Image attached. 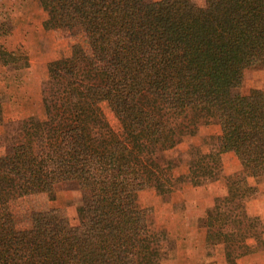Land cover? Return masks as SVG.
<instances>
[{
	"label": "trees",
	"instance_id": "1",
	"mask_svg": "<svg viewBox=\"0 0 264 264\" xmlns=\"http://www.w3.org/2000/svg\"><path fill=\"white\" fill-rule=\"evenodd\" d=\"M39 3L51 29H76L82 44L47 64V130L0 154V264H164L168 234L150 226L138 196L185 182L225 189L205 225L213 244L230 246L226 259L264 250V221L248 201L257 186L247 179H264V89L241 91L246 69L264 70V0ZM11 28L0 21V37ZM0 63L25 68L29 59L0 43ZM199 124L217 127L206 148L160 160ZM224 153L239 162L233 174L223 173ZM64 182L82 192L77 224L50 206L17 227L13 199Z\"/></svg>",
	"mask_w": 264,
	"mask_h": 264
},
{
	"label": "rangeland",
	"instance_id": "2",
	"mask_svg": "<svg viewBox=\"0 0 264 264\" xmlns=\"http://www.w3.org/2000/svg\"><path fill=\"white\" fill-rule=\"evenodd\" d=\"M34 1L36 0H32L28 7L31 10L30 20L37 28L32 29L31 35L25 39V44H20L19 47L28 55V67L16 68L15 63H8L7 65L0 63V154L9 152L12 142L15 140L23 136L35 139L42 131L47 130L49 112L54 104L52 96L45 88V81L48 76L47 64L51 60L67 55L71 49H79L82 44L81 35L76 29H51L46 20L42 19V14L36 11L38 9L34 7ZM37 1L39 2V0ZM196 2L199 5L204 4V0H196ZM39 6L42 8L40 3ZM6 8L0 7V21H7L8 25L12 27L11 16L8 14L11 7L7 6ZM45 15H47L46 12ZM0 39L2 40L3 36ZM254 88L264 89V70L248 68L244 72L241 91L248 93ZM102 108L110 124L117 127L118 122L106 104H102ZM215 132H217V127L213 124H199L193 127L189 137L167 145L161 151L160 160L164 162L175 156L187 160L196 156L204 142L206 144L203 147L206 148L208 143L206 137ZM235 165L232 156L226 157L223 160V173L227 169L232 170ZM234 172L230 171L228 174H224L230 175ZM247 177L251 178L250 175ZM186 183L192 185L190 182L183 184ZM183 184L166 194H158L154 188H146L140 191L138 196L139 203L150 209L148 214L150 226L155 229H165L168 234L169 242H167L171 249L164 264H173L169 263V260L181 240L174 237L171 231L183 230L184 233L187 229H192L195 224L200 226L205 223L206 211L203 218L196 219V211L198 210L193 206L194 202L182 201L181 198H177L176 194L172 196L173 193L180 190ZM212 184L211 182L207 186L201 187L204 189L214 187L212 189L217 193L222 191L219 188L218 190L215 189ZM223 190L225 189L223 188ZM186 193L190 198L195 196V193L190 190H187ZM82 198V192L75 182H64L56 185L50 193L30 194L13 199L11 209L17 227L21 229H27L30 226L32 212L45 210L50 206L56 207L71 224H77V208L82 203ZM248 201H250L253 212L261 210L263 213L264 193L259 190L258 186L257 193L253 194ZM184 203H189V205L185 206ZM184 213L192 214L191 219L194 220L184 219L186 217ZM258 217L264 221L260 215ZM182 240L184 245H193L200 244L198 241H201V238ZM211 248L212 246L207 244L196 256L202 258V264H218V259L223 254V244H216L215 250ZM227 248L226 253L230 251V246L227 245ZM196 257H190L191 261L186 262V264H191ZM242 263L248 264L247 262Z\"/></svg>",
	"mask_w": 264,
	"mask_h": 264
},
{
	"label": "crops",
	"instance_id": "3",
	"mask_svg": "<svg viewBox=\"0 0 264 264\" xmlns=\"http://www.w3.org/2000/svg\"><path fill=\"white\" fill-rule=\"evenodd\" d=\"M32 0H0V7H5L7 9V6H10L9 8V16L12 20V28L10 30V34L3 37V39H0V43L8 50H14L18 49L20 47V44H25V39L28 38L31 35L32 29L37 28L34 26L33 22L30 20L31 16V10L28 7ZM36 3V4H35ZM34 7H36V11L40 14H42V19L45 21L47 19V15H45L44 10L39 6V2L36 0L34 1ZM30 14V15H29ZM43 21V22H44ZM232 156L234 160V164H236L232 170L227 169L224 173L228 174L230 171H237V169H240L239 162L237 161L236 157L232 153H224L222 154V160H224L226 157ZM248 181L252 185H257L260 191H263L264 193V179L260 182H255V180L251 177H247ZM218 184V183H213ZM215 186V189L218 190L222 189V191L215 192L212 188L209 187L207 189H204V187L201 186H192L189 185V183L183 184L180 190L178 192L173 193L176 194L177 198H181L182 201H192L194 202L193 206L196 207L198 211H196V219L203 218L205 211L213 206L214 204V197L225 193V190H223V187L221 185H213ZM187 190H190L195 193L194 197H188ZM181 201V202H182ZM185 206L189 205V203H184ZM263 205V213H261V210L255 211L257 215H260V217L264 220V202H262ZM186 217L184 219H191L193 217L192 214L188 215L184 213ZM189 220L187 221V223ZM204 222V221H203ZM203 223L202 225H193L192 229H187L184 233L183 230H174L173 236L176 238L181 239L179 244L176 246L174 251L172 252V258H170L169 263L173 264H186V262H190V257H196L200 251L205 247L207 244H210L212 246L211 249L216 248V244H213V238H212V230L207 228ZM201 238V241L198 242L200 244H193V245H184L182 242V239H192V238ZM188 242V241H187ZM203 245V246H201ZM219 245V244H218ZM223 254L220 256V259H218V264H243L242 262H247L248 264H264V250H260L258 252L251 253L249 255H246L245 257H242L238 260L234 261H228L225 258V253L228 250L227 245H223ZM204 254V253H201ZM191 264H202V258L196 257L194 261L191 262Z\"/></svg>",
	"mask_w": 264,
	"mask_h": 264
}]
</instances>
